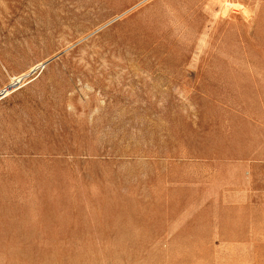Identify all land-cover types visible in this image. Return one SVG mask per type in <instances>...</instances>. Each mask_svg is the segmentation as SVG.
Listing matches in <instances>:
<instances>
[{
    "label": "rangeland",
    "instance_id": "1",
    "mask_svg": "<svg viewBox=\"0 0 264 264\" xmlns=\"http://www.w3.org/2000/svg\"><path fill=\"white\" fill-rule=\"evenodd\" d=\"M40 63L0 264H264V0H0V90Z\"/></svg>",
    "mask_w": 264,
    "mask_h": 264
},
{
    "label": "bare ground",
    "instance_id": "2",
    "mask_svg": "<svg viewBox=\"0 0 264 264\" xmlns=\"http://www.w3.org/2000/svg\"><path fill=\"white\" fill-rule=\"evenodd\" d=\"M42 64L40 63V64H37V65H35V66H33L32 68H30L26 73H24V74H21V75H19V76H15V77H11V80L13 81V82H18V81H20L21 79V77L22 76H26V75H28V74H30L33 70H35V69H37L38 67H40ZM40 70V69H39ZM21 76V77H20ZM11 84V83H10ZM24 84V83H23ZM19 87V86H18ZM12 91H14V88H12L10 91H8L7 92V94H9V93H11Z\"/></svg>",
    "mask_w": 264,
    "mask_h": 264
},
{
    "label": "built area",
    "instance_id": "3",
    "mask_svg": "<svg viewBox=\"0 0 264 264\" xmlns=\"http://www.w3.org/2000/svg\"><path fill=\"white\" fill-rule=\"evenodd\" d=\"M19 82H20V81H18V82H13V81L11 80V82H10L11 84L9 83L7 86L3 87V88L0 90V100H1L2 98H4L6 95H8L7 92L10 91L12 88H15V86H16L17 84H19Z\"/></svg>",
    "mask_w": 264,
    "mask_h": 264
}]
</instances>
